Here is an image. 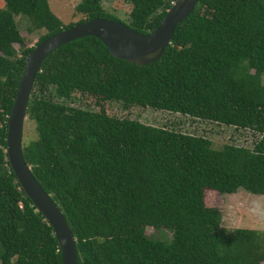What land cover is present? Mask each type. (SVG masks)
Segmentation results:
<instances>
[{"label":"trees","instance_id":"1","mask_svg":"<svg viewBox=\"0 0 264 264\" xmlns=\"http://www.w3.org/2000/svg\"><path fill=\"white\" fill-rule=\"evenodd\" d=\"M123 1L127 26L149 34L176 0ZM75 9L84 17L64 25L48 0L0 7V264H62L51 226L7 160L6 122L36 45L94 18L119 21L102 0ZM18 16L46 31L34 46L25 45ZM81 97L98 110L67 104ZM107 103L250 131L256 140L215 148L196 131L111 116ZM26 118L36 137L22 143L24 160L62 212L77 264H264V231L226 230L220 212L203 204L205 190L264 196V0H199L146 66L114 58L91 36L63 45L42 62Z\"/></svg>","mask_w":264,"mask_h":264},{"label":"water","instance_id":"2","mask_svg":"<svg viewBox=\"0 0 264 264\" xmlns=\"http://www.w3.org/2000/svg\"><path fill=\"white\" fill-rule=\"evenodd\" d=\"M198 1L176 0L149 34H140L119 21L94 18L51 35L36 45L25 58L23 73L6 122L7 160L24 193L51 226L62 264H77L74 237L58 206L32 176L22 151L27 105L42 62L61 46L91 36L98 39L114 58L146 66L155 62L170 45L176 26L192 13Z\"/></svg>","mask_w":264,"mask_h":264},{"label":"rangeland","instance_id":"3","mask_svg":"<svg viewBox=\"0 0 264 264\" xmlns=\"http://www.w3.org/2000/svg\"><path fill=\"white\" fill-rule=\"evenodd\" d=\"M81 0H48L51 12L61 20L64 25L80 20L83 15L76 12V6ZM102 6L105 12L113 15L122 23L128 25L130 22L129 12L131 6L123 0H102ZM0 7H3V0H0ZM21 36L25 40L26 46H34L38 39L46 31L39 30L31 25L26 17H16ZM31 29V30H29ZM18 53L21 48L14 45ZM82 98V97H81ZM70 106H90L94 107L93 98H82L78 102H68ZM105 110L111 116L119 118H129L138 120L144 124L174 128L183 132H195L206 136L213 143L214 147H222L224 144H233L240 147L251 148L256 137L249 131H240L234 128H227L210 122L190 121L178 114H171L164 111H155L151 109L130 108L123 110L120 105L107 103ZM36 133L34 124L27 120L24 121L22 143L26 144L35 139ZM203 204L206 209L218 211L221 214V227L226 230L236 228L251 229L259 232L264 231V196H256L244 191H238L235 194L219 195L212 190H205L203 194ZM146 235L170 237L168 230H161L158 233L152 228L146 229Z\"/></svg>","mask_w":264,"mask_h":264},{"label":"clouds","instance_id":"4","mask_svg":"<svg viewBox=\"0 0 264 264\" xmlns=\"http://www.w3.org/2000/svg\"><path fill=\"white\" fill-rule=\"evenodd\" d=\"M173 4V3H172Z\"/></svg>","mask_w":264,"mask_h":264}]
</instances>
